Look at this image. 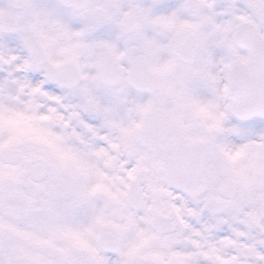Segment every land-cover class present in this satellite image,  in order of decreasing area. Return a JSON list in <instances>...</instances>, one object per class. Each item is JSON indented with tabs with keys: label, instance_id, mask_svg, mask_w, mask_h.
Returning <instances> with one entry per match:
<instances>
[{
	"label": "snow or ice",
	"instance_id": "obj_1",
	"mask_svg": "<svg viewBox=\"0 0 264 264\" xmlns=\"http://www.w3.org/2000/svg\"><path fill=\"white\" fill-rule=\"evenodd\" d=\"M0 264H264V0H0Z\"/></svg>",
	"mask_w": 264,
	"mask_h": 264
}]
</instances>
